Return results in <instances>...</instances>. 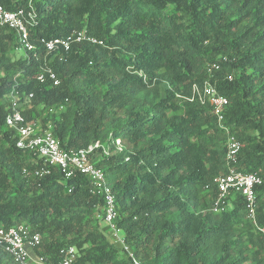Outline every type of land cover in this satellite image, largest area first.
I'll list each match as a JSON object with an SVG mask.
<instances>
[{
    "label": "trees",
    "instance_id": "16d2710c",
    "mask_svg": "<svg viewBox=\"0 0 264 264\" xmlns=\"http://www.w3.org/2000/svg\"><path fill=\"white\" fill-rule=\"evenodd\" d=\"M0 5L34 10L29 36L40 53V61L13 58L16 33L0 29V226H30L41 236L36 252L50 263L74 246V264H133L112 240L104 197L92 179H67L58 167L39 176L44 160L16 146V133L6 125L7 97L16 86L34 94L28 120L52 123L63 150L100 141L93 161L108 151L94 163L115 194V224L142 264H264L262 237L246 217L244 198L231 197L222 213L210 210L216 181L227 173L229 129L243 144L237 170L263 180L256 217L264 226V0ZM74 31L103 45L82 42L48 55L60 83L39 82L46 55L40 41ZM208 79L228 99L223 126L209 105L186 99L194 84ZM118 139L123 151L116 148ZM0 264H17L2 247Z\"/></svg>",
    "mask_w": 264,
    "mask_h": 264
},
{
    "label": "built area",
    "instance_id": "2783aa9c",
    "mask_svg": "<svg viewBox=\"0 0 264 264\" xmlns=\"http://www.w3.org/2000/svg\"><path fill=\"white\" fill-rule=\"evenodd\" d=\"M34 17V10L22 9L13 12L0 5V29L6 28L16 33L18 41L15 52L21 53L25 59L31 55L40 61L39 47L31 41L29 36V26L33 25ZM40 42L46 55L37 79L41 83H45L47 80L51 81L55 86H58L60 81L48 64V55L56 56L68 52L73 44L82 42L103 45V41L86 31H74L66 37L42 39ZM60 59L63 60V56ZM211 69L218 70L219 65L213 63ZM33 98V93H21L16 86L11 89L7 97L9 112L6 116V125L16 133V146L44 160L47 168L36 172L39 176L49 174V167H58L67 179L73 178L77 174L90 177L97 192L104 197V221L110 227L112 240L123 247L131 257L133 264H142L129 246L125 244L124 234L115 224L118 217L115 194L108 184L104 171L97 167L92 160L93 155L102 149L101 142H94L77 151L63 150L59 140L53 134L52 123L43 125L41 119L28 120L26 117L25 110L32 108L30 103ZM186 99L191 102L197 101L201 105H209L219 126H223L228 99L218 92L211 80L208 79L202 84H194L191 94ZM60 109H63V106ZM56 110L57 108L52 107L49 109V113L55 114ZM225 137L227 173L218 177L216 181L218 193L210 210L213 213H222L226 210L231 197L242 196L246 203V217L261 234L264 245V226L258 224L256 217L257 188L263 184V180L257 174L243 173L237 170L243 144L231 134L229 129L225 130ZM115 145L118 151H123V143L120 139L115 141ZM103 152L108 155L107 150ZM40 244V234L32 232L31 227L26 224L9 228L0 226V247L11 255L17 264H74L79 255L76 247L70 246L61 250V258L56 263H50L41 256L33 259L29 249L36 250Z\"/></svg>",
    "mask_w": 264,
    "mask_h": 264
},
{
    "label": "rangeland",
    "instance_id": "374dc122",
    "mask_svg": "<svg viewBox=\"0 0 264 264\" xmlns=\"http://www.w3.org/2000/svg\"><path fill=\"white\" fill-rule=\"evenodd\" d=\"M13 51H14V50L11 48V49H10V54L12 55L13 58H15V59H17V58H21V56H22L21 53H15V52H13ZM107 156H108V155H107ZM94 157H95L94 160H96V161H94V162H98V161H100L103 157H106V154H105V153H102V154L95 155Z\"/></svg>",
    "mask_w": 264,
    "mask_h": 264
},
{
    "label": "crops",
    "instance_id": "0c3cea01",
    "mask_svg": "<svg viewBox=\"0 0 264 264\" xmlns=\"http://www.w3.org/2000/svg\"><path fill=\"white\" fill-rule=\"evenodd\" d=\"M29 253L33 259H35L38 256L36 250L29 249Z\"/></svg>",
    "mask_w": 264,
    "mask_h": 264
},
{
    "label": "clouds",
    "instance_id": "9594fccd",
    "mask_svg": "<svg viewBox=\"0 0 264 264\" xmlns=\"http://www.w3.org/2000/svg\"><path fill=\"white\" fill-rule=\"evenodd\" d=\"M39 256V255H38Z\"/></svg>",
    "mask_w": 264,
    "mask_h": 264
}]
</instances>
